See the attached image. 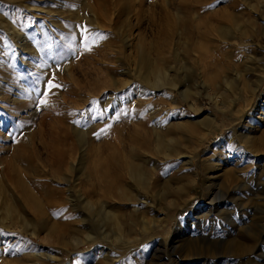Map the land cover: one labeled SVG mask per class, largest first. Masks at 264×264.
I'll use <instances>...</instances> for the list:
<instances>
[{
	"label": "rangeland",
	"instance_id": "obj_1",
	"mask_svg": "<svg viewBox=\"0 0 264 264\" xmlns=\"http://www.w3.org/2000/svg\"><path fill=\"white\" fill-rule=\"evenodd\" d=\"M0 264H264V0H0Z\"/></svg>",
	"mask_w": 264,
	"mask_h": 264
},
{
	"label": "bare ground",
	"instance_id": "obj_2",
	"mask_svg": "<svg viewBox=\"0 0 264 264\" xmlns=\"http://www.w3.org/2000/svg\"><path fill=\"white\" fill-rule=\"evenodd\" d=\"M193 1H195V4H197V3H200L202 0H193ZM194 4V3H193ZM165 11V10H164ZM177 11V10H176ZM179 11V10H178ZM223 14V13H222ZM222 14H221V16H222ZM225 14V13H224ZM185 15H186V13H185ZM192 16V15H191ZM195 16V15H194ZM166 17V16H165ZM230 17H231V15H230ZM229 16H228V18H230ZM179 18V17H178ZM187 18V16L186 17H184V16H181L180 18H179V21H180V23H187V21H184L185 19ZM166 20H168L166 23H165V28L167 29V26L171 23L170 21V16H169V18H168V15H167V17L165 18ZM231 19V18H230ZM228 20V21H231V20ZM203 22H204V27H203V30L201 31L200 30V32L203 34L202 36H207V34H210V33H212L211 31H213V32H216V33H218V34H220V35H222V37L224 36V35H227L226 34V32H227V29H228V26L229 25H227V24H225V23H223V22H217V23H215V24H212L213 22H209V20L208 21H206V20H202ZM224 21H226V20H224ZM235 21V20H234ZM227 22V21H226ZM229 23V22H228ZM237 24V23H236ZM173 25V24H172ZM190 25V24H189ZM198 25V24H197ZM174 26V25H173ZM260 26V25H259ZM170 27V26H169ZM168 27V28H169ZM187 27V26H186ZM196 28H198L197 26H196ZM164 29V28H163ZM166 29H164V30H161V31H163V33L161 34L160 33V35H163L164 34V36L162 37V43H164L166 46H169L170 44H174V45H179V43L180 44H182L183 46H187L188 45V40H189V43H190V40L193 42V40H194V38H193V40L190 38L189 39V37H188V35H187V37L188 38H186V37H184V39L183 40H179L178 38L177 39H173V42H172V39H170V37H171V35L169 36V33H168V30L166 31ZM173 29V28H172ZM186 29H188V28H185V25L182 27V30L180 29L177 33L180 35L182 32H184V31H186ZM192 29H194V28H192ZM261 29V28H260ZM195 30V29H194ZM198 30H199V28H198ZM193 32V31H192ZM173 33V32H172ZM172 33H170V34H172ZM175 33V32H174ZM187 33H189V31H187ZM187 33H185L184 32V34H187ZM190 33H191V31H190ZM196 33V32H195ZM192 34V33H191ZM194 34V33H193ZM192 34V35H193ZM231 34V33H230ZM198 35V34H197ZM200 35V34H199ZM198 35V36H199ZM182 36V35H181ZM185 36V35H184ZM196 36V35H195ZM205 37L203 38V40L205 39ZM186 38V39H185ZM221 38V37H220ZM194 41H196V40H194ZM210 42V39L208 40L207 39V41H203L202 43H203V45L204 44H208ZM137 43V42H136ZM196 43V42H195ZM197 43H199V42H197ZM137 47H138V50L139 49H142V47H144V44H143V42H138V45H137ZM172 47H173V45H172ZM189 47V46H188ZM187 47V48H188ZM196 47V46H195ZM192 49V48H191ZM142 51V50H141ZM198 51V50H197ZM141 61H143V57H141V59H140ZM147 68L149 69V72H152L153 73V68L150 66V65H147ZM164 76L166 77V73L164 72ZM256 80V79H255ZM171 81V80H170ZM173 84H174V82H173ZM173 84L171 85V86H173ZM185 90V89H184ZM185 92H187V91H185ZM195 92V91H194ZM182 93H184V92H182ZM194 94V93H193ZM191 95V94H190ZM209 119V118H208ZM210 119H213V118H210ZM210 121H212V120H210ZM212 124V123H211ZM209 126H210V123H209ZM208 128V127H207ZM211 128V127H210ZM210 128H208V129H206V131H209L210 130ZM167 146V145H166ZM140 147V146H139ZM114 151H116V150H114ZM124 152V151H123ZM114 153H119L118 151H116V152H114ZM114 153L113 154H110V158H108V159H106V161L105 162H103L99 167L101 168V171H98V174H97V171H96V174L97 175H99V177H100V179L102 180V182H104V185H103V188H104V193H105V189H106V187H110V186H113V183H115V182H113V180H114V178H116V177H119V173H122V171H121V169L123 168V169H125V172L127 171L129 174H128V176L130 175V177L132 178V174H133V169H134V166H133V164L131 163V162H129L128 163V159H127V161H123L121 158H114ZM117 156L119 157L120 155H118L117 154ZM125 160V159H124ZM132 161V160H131ZM71 167H72V164H69ZM135 165V164H134ZM70 168V167H69ZM111 169V170H110ZM137 171V170H136ZM110 172H112V173H110ZM96 175V176H97ZM109 175H112V178H113V180L111 179V178H107ZM142 176H143V174H142ZM137 179H138V177H137ZM137 179H135V180H137ZM141 179V178H140ZM142 180V179H141ZM117 181V180H116ZM208 181V180H207ZM206 181V182H207ZM209 182V181H208ZM216 184L215 183H213V182H209L208 184H207V187H206V199L208 200V201H210V203L214 200V199H216V196H215V194L216 193H219L220 192V188H219V186H216V188L214 189V190H212L213 188V186H215ZM222 186V185H221ZM112 188V187H111ZM108 190H110V189H108ZM113 190V189H112ZM116 190V189H115ZM118 190V189H117ZM126 190V189H125ZM225 194V193H224ZM12 196V195H11ZM27 198H28V200H26V202H28L29 204H32V205H34V204H38V201H37V197H35L33 194H32V192L30 193V191H28V194H27ZM219 197V196H218ZM18 201V200H17ZM88 204V203H87ZM21 206V205H20ZM212 206V205H211ZM23 207V206H22ZM102 210V209H101ZM23 211H24V209H23ZM108 213V212H107ZM14 214V213H13ZM16 215V214H15ZM17 216V215H16ZM194 223H192V225H193ZM91 241V240H90ZM231 249H232V252H242V251H244L245 249H246V244L242 241V240H240V241H236V242H234V243H232L231 244Z\"/></svg>",
	"mask_w": 264,
	"mask_h": 264
},
{
	"label": "snow or ice",
	"instance_id": "obj_3",
	"mask_svg": "<svg viewBox=\"0 0 264 264\" xmlns=\"http://www.w3.org/2000/svg\"><path fill=\"white\" fill-rule=\"evenodd\" d=\"M49 84H51V81H49ZM41 103H44V101H41Z\"/></svg>",
	"mask_w": 264,
	"mask_h": 264
}]
</instances>
